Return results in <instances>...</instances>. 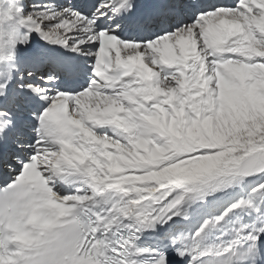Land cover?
Returning <instances> with one entry per match:
<instances>
[{"label": "snow or ice", "instance_id": "snow-or-ice-1", "mask_svg": "<svg viewBox=\"0 0 264 264\" xmlns=\"http://www.w3.org/2000/svg\"><path fill=\"white\" fill-rule=\"evenodd\" d=\"M0 264H264V0H0Z\"/></svg>", "mask_w": 264, "mask_h": 264}]
</instances>
